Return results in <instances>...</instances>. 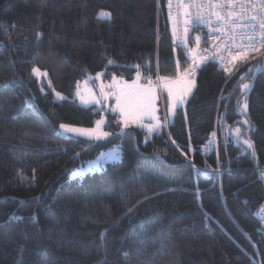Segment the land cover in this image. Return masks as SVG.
I'll list each match as a JSON object with an SVG mask.
<instances>
[{
  "label": "trees",
  "instance_id": "16d2710c",
  "mask_svg": "<svg viewBox=\"0 0 264 264\" xmlns=\"http://www.w3.org/2000/svg\"><path fill=\"white\" fill-rule=\"evenodd\" d=\"M168 1L0 0V264H264V70L240 91L264 49L231 75L206 61L187 105L153 133L76 98L101 72L148 82L193 67L189 45L199 32L207 46L206 33L178 40ZM105 113L106 140L59 132ZM114 146L120 162L70 178Z\"/></svg>",
  "mask_w": 264,
  "mask_h": 264
},
{
  "label": "rangeland",
  "instance_id": "374dc122",
  "mask_svg": "<svg viewBox=\"0 0 264 264\" xmlns=\"http://www.w3.org/2000/svg\"><path fill=\"white\" fill-rule=\"evenodd\" d=\"M104 12L111 14L110 11L102 9L99 12V17L105 19L111 18L112 14L110 15V17L101 15V13ZM172 25H174L173 19ZM196 36H199L200 40L198 43L195 41V44L193 46H190L188 44V38H186L184 41L185 44L189 45L190 51L195 60L193 61V69H199L206 62L204 59L202 60L199 57L203 44V35L198 32L195 34L194 38ZM240 62V60L235 61V65L239 64ZM255 66V64H252L248 67V69H253V73H248L247 70L242 74H247V78L243 82L251 83V77H254V75L258 72ZM39 70L40 74H34L32 72L33 76L37 78L41 83L46 81L50 85L49 73L40 68ZM185 70H182L179 67L178 74L175 77L166 78L158 76L156 79L149 80L148 82L144 81V76L142 75V73H138L134 80L129 81L118 76H114L111 80H106L104 73L101 72L78 83L76 98L84 106H105L107 112L111 111L113 113H117L120 116V121L123 124L124 129L131 126H140L146 129L148 132L153 133L159 130L162 126H167L170 122H172L176 116L178 108L185 107L189 99L193 95L196 88V81L192 80L189 75H186ZM159 80L163 82L161 86L156 83ZM169 88L172 90L173 96L184 94L183 103H175L173 99L169 97ZM188 88H190V91L186 92V89ZM53 92L56 99H66V96L63 93L56 90H53ZM56 93H60V96H57ZM118 97L119 103L117 99ZM241 114L242 122L245 119L248 120L247 113H244L241 110ZM125 119L128 120L127 127H125ZM99 120H103L102 130L108 132L106 130V113ZM63 124L71 128L84 130H93L96 129L97 126L96 123L93 127L66 123ZM158 124L161 126L156 127V125ZM150 129L152 130L150 131ZM59 132L66 137H77L93 140L89 139L86 134L66 132L61 127H59ZM109 154H115L116 156H118V158L113 160L110 158ZM121 160L122 149L120 146H114L113 148L102 152L95 159L87 161L81 164L76 169L72 170L70 172V178L78 179L85 177L87 174L101 172L107 165L120 162ZM105 161H107V163H105ZM263 213L264 207L261 211V214Z\"/></svg>",
  "mask_w": 264,
  "mask_h": 264
},
{
  "label": "snow or ice",
  "instance_id": "6c2138e0",
  "mask_svg": "<svg viewBox=\"0 0 264 264\" xmlns=\"http://www.w3.org/2000/svg\"><path fill=\"white\" fill-rule=\"evenodd\" d=\"M172 6V0H169V8L171 9ZM179 7H183L182 4L178 5ZM199 7V6H197ZM210 8L212 9H225L228 8L229 11L227 12L226 15H222L221 12H213V14L216 16V20L218 23L223 22L224 26L226 29H230L232 32L236 33L237 32V21H243L245 19L244 13L251 9L254 12H257L256 15H253L250 17V22L248 24H240V28L242 29V32L240 33L242 35V38H246L247 40V45H246V50H241L236 53L235 56H232L231 60L228 61V63H232L233 67L235 68V61L240 60V61H247L249 59V51H256L260 52L261 49H264V0H260L259 5L256 3H251V4H240L241 12L240 14H237L234 9L236 7V3L234 0H228V3L225 4L223 2L221 3H216V4H210ZM103 16L110 17V13L104 12L101 13ZM186 15H190L186 13ZM231 18V19H230ZM203 16L197 14L195 17H192L191 19H186L184 21V24L186 25L185 27V33L189 31V29L194 30L196 27L207 23ZM235 37L233 36L232 39ZM200 40L199 36L195 37V41L198 43ZM241 49H244L245 46L241 45ZM205 53H207V49L204 50ZM215 59V57H213ZM203 59H207V56L202 57ZM220 59L223 61V57H220ZM257 71L264 70V60L259 61L258 64L255 66ZM238 70V69H237ZM224 71L229 72V74H232V70L228 67H224ZM32 72L34 74H40L39 68H33ZM186 75H191V71L186 69L185 70ZM248 73H253V69L249 68ZM247 78V74L242 75L240 77L241 83H240V91L242 94H245L246 91L251 87L250 82H243ZM50 83V82H49ZM43 90V89H42ZM190 91V88L186 89V92ZM57 96H60V93H56ZM169 97L173 99L175 103H183V98L184 94L178 95V96H173L172 90L169 88ZM118 103H119V97ZM238 106L240 109L244 112L247 113L248 110V103L246 99V95H242L241 99L237 101ZM125 127L128 125V120L125 119ZM245 125H248L249 128L252 127L250 124L249 120L245 119L243 121ZM96 129L93 130H84V129H76V128H71L67 125L61 124L60 127L64 129L66 132H73V133H80V134H86L89 139H93L95 141H100L103 139H106L109 137L111 134L108 132H105L102 130V125H103V120H98L96 122ZM161 125H156V127H160ZM152 129H150L151 131ZM235 134L237 136V139H240L244 145L247 146V148L252 149L253 144L249 139H245L241 133V129L237 127L235 130ZM111 159H117L118 156L115 154H109ZM107 163V161H105ZM262 176H264V173H261Z\"/></svg>",
  "mask_w": 264,
  "mask_h": 264
},
{
  "label": "built area",
  "instance_id": "2783aa9c",
  "mask_svg": "<svg viewBox=\"0 0 264 264\" xmlns=\"http://www.w3.org/2000/svg\"><path fill=\"white\" fill-rule=\"evenodd\" d=\"M221 2L227 4L228 0H172V6L171 9L169 8V14L174 21L176 37L178 40H181L182 37L186 34V25L184 24V21L186 19H191L197 14L203 16V18L208 22L196 27L195 29L205 31L209 44L204 47L202 46L199 57L202 59V57L207 56V59H204L205 61H216L221 66L228 67L231 65V63H228V61L231 60L232 56H235L238 51L246 50L247 40L246 38H242V35L240 34L242 32L240 24H248L250 22V17L256 15L257 12H254L251 9L247 10L244 13L245 19L242 22L237 21L238 30L236 33H234L230 29H226L223 22L218 23L216 20V16L213 14V12H221L222 15H226L229 9L225 8L221 10L212 9L209 7L210 4ZM234 2L236 3L234 11L237 14H240L241 3H256L259 5L260 0H234ZM180 4H182L183 7L178 8V5ZM186 13L190 15H186ZM189 31H192V29H189ZM233 36L235 37L234 39H232ZM241 45H244L245 48L241 49ZM205 49H207V53H205ZM256 53L258 52L249 51V55ZM213 57H215V59ZM220 57H223V61L220 59ZM188 70L191 71V75H189V77L192 80L196 81L198 76V69H193V67H190ZM156 83L159 86L163 84L161 80ZM204 149L210 151L211 144H206ZM261 218L264 220V213L261 214Z\"/></svg>",
  "mask_w": 264,
  "mask_h": 264
},
{
  "label": "bare ground",
  "instance_id": "6f19581e",
  "mask_svg": "<svg viewBox=\"0 0 264 264\" xmlns=\"http://www.w3.org/2000/svg\"><path fill=\"white\" fill-rule=\"evenodd\" d=\"M203 34H205V33H203ZM207 38V37H206ZM177 41V40H176ZM205 41V40H204ZM251 55V54H250ZM194 61V60H193ZM209 62V61H208ZM207 63V62H206ZM219 65V64H218ZM199 70V69H198Z\"/></svg>",
  "mask_w": 264,
  "mask_h": 264
},
{
  "label": "crops",
  "instance_id": "0c3cea01",
  "mask_svg": "<svg viewBox=\"0 0 264 264\" xmlns=\"http://www.w3.org/2000/svg\"><path fill=\"white\" fill-rule=\"evenodd\" d=\"M195 87H196V85H195Z\"/></svg>",
  "mask_w": 264,
  "mask_h": 264
},
{
  "label": "water",
  "instance_id": "95a60500",
  "mask_svg": "<svg viewBox=\"0 0 264 264\" xmlns=\"http://www.w3.org/2000/svg\"><path fill=\"white\" fill-rule=\"evenodd\" d=\"M192 61H193V59H192Z\"/></svg>",
  "mask_w": 264,
  "mask_h": 264
}]
</instances>
